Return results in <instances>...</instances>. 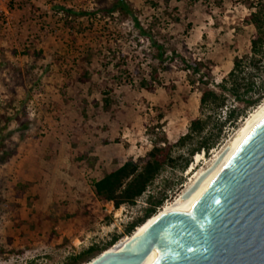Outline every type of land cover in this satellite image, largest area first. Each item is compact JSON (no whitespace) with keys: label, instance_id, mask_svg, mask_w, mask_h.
Wrapping results in <instances>:
<instances>
[{"label":"rangeland","instance_id":"rangeland-1","mask_svg":"<svg viewBox=\"0 0 264 264\" xmlns=\"http://www.w3.org/2000/svg\"><path fill=\"white\" fill-rule=\"evenodd\" d=\"M125 2L143 34L129 15L107 12L114 0H18L12 26L0 31V264H86L98 252L79 254L91 246L133 236L141 224L126 228L153 202L163 200L151 218L177 199L264 102L262 68L255 106L228 98L230 121L226 108H206L205 135L218 140L182 169L189 145L174 144L205 114L204 87L186 65L203 62L219 83L247 53L255 0ZM153 75L147 92L139 83ZM154 145L172 147L173 166L133 205L94 197V181L127 161L143 165Z\"/></svg>","mask_w":264,"mask_h":264},{"label":"water","instance_id":"water-1","mask_svg":"<svg viewBox=\"0 0 264 264\" xmlns=\"http://www.w3.org/2000/svg\"><path fill=\"white\" fill-rule=\"evenodd\" d=\"M227 152L228 146L181 196L192 195L210 173L187 231L151 264H264V118L224 158ZM180 216H159L122 249H107L88 264H141L162 227Z\"/></svg>","mask_w":264,"mask_h":264},{"label":"trees","instance_id":"trees-1","mask_svg":"<svg viewBox=\"0 0 264 264\" xmlns=\"http://www.w3.org/2000/svg\"><path fill=\"white\" fill-rule=\"evenodd\" d=\"M114 11L129 15L134 25L143 34L137 18L133 16L125 0H114L112 8L107 10V12ZM247 22L253 27V33L248 42L247 53L242 56H234L231 69L220 78L219 83L214 82L208 69L205 71L206 66L203 62L192 61L186 65V70L194 77L197 76V82L204 87L200 91L199 105L204 109L205 114L203 118H193L190 121L188 131L179 137L174 144L175 147L179 148L189 145L188 158L185 160L182 169L187 167L191 157L195 153L202 151L203 154H206L214 147L218 140L217 136H212L211 134L205 135L210 121V114L206 116V108L211 110L212 114L221 111L223 107L227 109L228 98L249 108L255 106L261 97L257 96V98H253L257 83L256 77H258L260 70L264 68V0H255L253 11L247 17ZM152 44L157 49L156 59L163 61L165 55L163 47L155 42H152ZM150 79V81L142 79L139 83L140 87L147 92H153L155 89L156 76L153 75ZM209 85L218 88L220 93L218 94L210 89ZM107 103L108 100H105V104ZM234 111L233 108L227 109L226 121H230L231 118L235 117ZM194 139L197 140L195 143H193ZM171 148L170 146L154 145L146 154L143 165L138 166L132 161H127L106 173L102 178L93 182L94 197L98 201L111 203L115 209H118L121 205H133L144 194L165 166H173L174 158L171 156ZM0 163H3V160ZM150 198L148 196L147 200L150 201ZM162 204V199L150 204V207L144 211L143 218L126 228V234L130 235L138 223L144 224L156 214L157 208L161 207ZM115 241L116 238H113L109 246L113 245ZM105 250L91 246L79 254V256L90 255L93 252H98L97 254L99 255Z\"/></svg>","mask_w":264,"mask_h":264},{"label":"bare ground","instance_id":"bare-ground-1","mask_svg":"<svg viewBox=\"0 0 264 264\" xmlns=\"http://www.w3.org/2000/svg\"><path fill=\"white\" fill-rule=\"evenodd\" d=\"M264 118V102L259 105L254 111L249 115V117L245 120L244 124L240 127L237 131L235 136L226 144L222 149L213 155L210 162L205 168L198 171L190 180L189 184L185 187L183 192L180 196L175 199L170 205L164 207V209L155 217L150 218L144 224L138 227L136 233L129 237L125 236L122 240L117 242L110 250H120L122 249L134 236H138L142 234L147 228L159 217L166 214H176L179 213L181 216L176 220L168 221L161 229L160 233V241L156 249L152 250L146 258L143 260L141 264H151L154 262L164 251H166L172 244H174V238L176 235H183L188 227H189V218L187 215L205 190V188L211 183L208 180V176L210 173L205 177L203 182L200 184L198 189L192 193L188 198L183 199L181 196L184 192L190 188L198 179V177L217 160L219 154L222 152L226 146H228V152L226 153L225 157H228L235 146ZM201 158V154L198 153L196 155V160ZM217 167V166H216ZM213 172V171H212ZM89 263V262H88ZM86 263V264H88Z\"/></svg>","mask_w":264,"mask_h":264},{"label":"built area","instance_id":"built-area-1","mask_svg":"<svg viewBox=\"0 0 264 264\" xmlns=\"http://www.w3.org/2000/svg\"><path fill=\"white\" fill-rule=\"evenodd\" d=\"M17 3L18 0H0V31H8L12 26Z\"/></svg>","mask_w":264,"mask_h":264}]
</instances>
